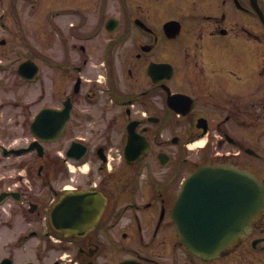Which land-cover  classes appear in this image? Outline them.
<instances>
[{"label":"flooded vegetation","instance_id":"1","mask_svg":"<svg viewBox=\"0 0 264 264\" xmlns=\"http://www.w3.org/2000/svg\"><path fill=\"white\" fill-rule=\"evenodd\" d=\"M0 27V264H264V213L208 257L174 216L234 208L232 180L188 185L204 168L264 182V0H0ZM79 191L101 214L66 236Z\"/></svg>","mask_w":264,"mask_h":264},{"label":"water","instance_id":"2","mask_svg":"<svg viewBox=\"0 0 264 264\" xmlns=\"http://www.w3.org/2000/svg\"><path fill=\"white\" fill-rule=\"evenodd\" d=\"M22 73L28 78L34 77L33 72ZM35 143L32 144V148ZM223 177L232 180V184L229 183L224 187L232 189L234 208L231 210L224 208L221 216L212 210L198 216L195 207L186 209L182 214L179 203L174 210L179 234L184 242L193 252L206 257L232 246L250 231L252 224L264 212V184L249 170L225 165L207 167L195 172L187 183L191 187L203 185L213 188L212 180ZM201 180L203 181L200 182ZM242 187L243 192H241ZM210 194L209 192L207 195L209 203L212 202L209 198ZM186 201L192 206L197 203L194 195L193 198H186ZM227 202L228 200L224 201L225 204ZM93 204L92 195L88 193L80 192L63 197L55 205L52 213L53 222L67 234L82 235L95 222L99 212Z\"/></svg>","mask_w":264,"mask_h":264},{"label":"rangeland","instance_id":"3","mask_svg":"<svg viewBox=\"0 0 264 264\" xmlns=\"http://www.w3.org/2000/svg\"><path fill=\"white\" fill-rule=\"evenodd\" d=\"M57 23H58L57 26L62 27V28H65V26H63V24H64L63 19L61 20L60 18H57ZM59 27H58V28H59ZM4 35H6V32L3 31V30L1 29V27H0V37H2V36H4ZM15 50H16V49H15ZM13 78H17V76L14 75ZM9 93H10V95H12L13 92L9 91ZM263 141H264V139H263Z\"/></svg>","mask_w":264,"mask_h":264}]
</instances>
